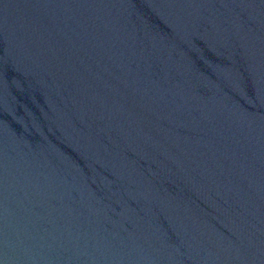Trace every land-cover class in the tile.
<instances>
[{
    "label": "water",
    "instance_id": "obj_1",
    "mask_svg": "<svg viewBox=\"0 0 264 264\" xmlns=\"http://www.w3.org/2000/svg\"><path fill=\"white\" fill-rule=\"evenodd\" d=\"M0 264H264V0H0Z\"/></svg>",
    "mask_w": 264,
    "mask_h": 264
}]
</instances>
